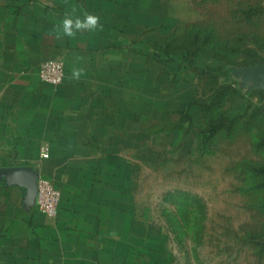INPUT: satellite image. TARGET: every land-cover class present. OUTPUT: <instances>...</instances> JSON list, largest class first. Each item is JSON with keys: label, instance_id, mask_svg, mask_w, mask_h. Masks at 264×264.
I'll use <instances>...</instances> for the list:
<instances>
[{"label": "rangeland", "instance_id": "obj_1", "mask_svg": "<svg viewBox=\"0 0 264 264\" xmlns=\"http://www.w3.org/2000/svg\"><path fill=\"white\" fill-rule=\"evenodd\" d=\"M98 1L147 56L112 86L101 239L76 240L75 264H264V90L233 76L264 63V0Z\"/></svg>", "mask_w": 264, "mask_h": 264}, {"label": "crops", "instance_id": "obj_2", "mask_svg": "<svg viewBox=\"0 0 264 264\" xmlns=\"http://www.w3.org/2000/svg\"><path fill=\"white\" fill-rule=\"evenodd\" d=\"M86 1L55 7L0 0V173L32 168L62 195L58 217L48 218L25 188L0 176V264H49V250L59 248L68 255L62 263L75 264L81 262L77 248L85 246L76 240L101 239L104 191L98 167L105 163V142L110 145L118 127L113 103L119 95L112 86L133 74L147 53L132 43L118 44L125 29L122 13L112 22L102 18L103 27L95 31L63 35L66 16L83 20L85 14L108 12L100 10L101 2ZM52 60L64 64L59 87L38 77L39 67ZM74 68L83 70L78 80L71 78Z\"/></svg>", "mask_w": 264, "mask_h": 264}, {"label": "built area", "instance_id": "obj_3", "mask_svg": "<svg viewBox=\"0 0 264 264\" xmlns=\"http://www.w3.org/2000/svg\"><path fill=\"white\" fill-rule=\"evenodd\" d=\"M39 80L42 83L59 87L65 80L64 64L60 61L52 60L43 63L38 71ZM44 158H49V154L42 151ZM37 206L41 214L48 218H56L59 214L61 203V192L54 183L47 178L41 177L38 181Z\"/></svg>", "mask_w": 264, "mask_h": 264}, {"label": "water", "instance_id": "obj_4", "mask_svg": "<svg viewBox=\"0 0 264 264\" xmlns=\"http://www.w3.org/2000/svg\"><path fill=\"white\" fill-rule=\"evenodd\" d=\"M234 78L241 81L245 90L263 91L264 90V63H259L254 67L234 70ZM5 182L13 186L19 185L27 190L29 198L37 200L39 176L29 167H12L0 173Z\"/></svg>", "mask_w": 264, "mask_h": 264}, {"label": "clouds", "instance_id": "obj_5", "mask_svg": "<svg viewBox=\"0 0 264 264\" xmlns=\"http://www.w3.org/2000/svg\"><path fill=\"white\" fill-rule=\"evenodd\" d=\"M62 28V33L65 36L68 37H74L76 35L77 31H95L97 28H102L103 26L100 24V18L96 15L91 14H85V17L83 20L80 18L72 19L69 16H66L62 24L60 26ZM59 31V28L57 29ZM83 70L82 69H73L71 73L72 79H80L82 75Z\"/></svg>", "mask_w": 264, "mask_h": 264}, {"label": "trees", "instance_id": "obj_6", "mask_svg": "<svg viewBox=\"0 0 264 264\" xmlns=\"http://www.w3.org/2000/svg\"><path fill=\"white\" fill-rule=\"evenodd\" d=\"M252 14H253V12H252ZM255 14V13H254ZM259 64V63H258ZM257 64V65H258ZM256 65V66H257ZM254 67V66H253ZM224 128V126H220L218 123H216V122H214L213 123V125H212V134H215V133H217V131H219V130H221V129H223ZM258 174H261V175H264V168H258V169H256L255 170Z\"/></svg>", "mask_w": 264, "mask_h": 264}]
</instances>
